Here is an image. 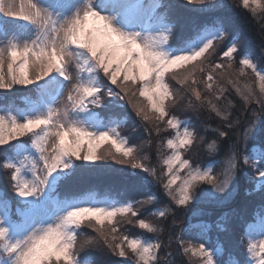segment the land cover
<instances>
[{
  "label": "snow or ice",
  "instance_id": "obj_1",
  "mask_svg": "<svg viewBox=\"0 0 264 264\" xmlns=\"http://www.w3.org/2000/svg\"><path fill=\"white\" fill-rule=\"evenodd\" d=\"M251 5L264 8L241 0ZM182 9L196 14L190 26ZM242 49L216 0H0V90L32 93L23 108L0 104V264H88L81 252L97 245L125 259L95 264H176L171 251L161 256L173 242L199 264H264V66ZM246 70L258 92L241 80ZM182 104L221 119L222 128L204 127L215 139L177 114ZM133 114L152 125L149 136L168 133L156 141L159 174L121 134ZM197 146L207 162L186 158ZM241 173L256 185L249 194L262 195L253 214L203 219L211 214L201 205L233 201ZM86 176L108 177L105 193L83 188ZM160 195L167 203L150 213L154 223L141 207ZM121 220L153 238L122 232ZM229 226L236 249L220 238Z\"/></svg>",
  "mask_w": 264,
  "mask_h": 264
},
{
  "label": "trees",
  "instance_id": "obj_2",
  "mask_svg": "<svg viewBox=\"0 0 264 264\" xmlns=\"http://www.w3.org/2000/svg\"><path fill=\"white\" fill-rule=\"evenodd\" d=\"M168 2V0H166ZM173 3H178L180 0H171ZM218 3H224L228 6V16L232 22V27L239 32L242 33V45L243 51H247L251 54L254 62L258 64V66H264V34L261 33V27H264V8L260 6H250L251 8H256V15L253 16L250 9H244L241 6V0H216ZM262 4V2H261ZM182 14L185 18V23L190 26L191 22L196 19V14L192 12H188L187 10H181ZM240 56L236 57V63H234V69L239 68L240 65L238 63ZM226 63V61H221ZM248 73L245 77H242L241 80L243 82H252L254 87H256L257 92L259 91L258 82L255 81V78L250 70H246ZM32 96V93L21 90L17 88L16 90H0V97L4 99H0V104L10 102L15 103L17 106L25 105L26 98ZM233 99L234 103L237 107H239L240 99L239 97L232 96L229 97ZM254 111H258V106H252ZM129 111H131L129 109ZM177 114L181 115L182 118L187 117L192 119L193 123L196 124L197 128L199 129V134L204 135L206 137V141L210 142L212 139H215V136L212 134L211 131L205 132L204 127L205 125H210L211 128H222L223 122L220 118L213 117L212 119L209 118L208 113L206 110L197 112L194 109H184L183 104L181 105L180 109L177 110ZM252 113L248 114V119H251ZM246 125V122H245ZM145 127H152V125H146L145 122L141 121L139 117H135L134 114L132 119L129 120V123L120 129L121 134L125 136H129L130 142L132 144H136L140 148L141 155H148L151 160V164L157 168V172L161 171L159 160L156 157V141L159 139H164L168 136V133H162L160 137H157L153 132L152 136H149L148 133L145 131ZM244 125L239 127L235 133L232 134L233 138L238 137L243 131ZM27 139V138H25ZM151 141V144H149ZM251 147V145H250ZM152 152V153H151ZM197 153H199L197 155ZM162 154H165L162 152ZM189 156L193 157L199 162H207L209 157L206 155L205 149L203 147L197 146L193 149L192 153L186 154V158ZM222 157H218L220 159ZM127 167V166H123ZM216 172L220 171V166L217 165ZM249 175H254L251 173L250 170ZM108 184V177L104 176H86L82 182L83 188H91L95 191L104 194L106 191V187ZM5 186V179L4 174L0 171V187ZM255 188L253 183L248 181V178L241 173L239 178V190L235 195L233 201L226 206L225 208H216L211 205H201L206 213H210L211 215H207L203 217V219L207 220H214L219 216L223 211L235 210L240 212L241 216L244 218H248L253 214V210L258 207V205L262 201V195L259 191H251L249 194L248 190H252ZM149 193H157L158 190L156 187H152L148 190ZM137 199H142L143 194L138 195ZM167 203V198L160 195L157 202H154L151 205H143L138 206L141 207V211L143 212V218L149 219L154 223H160L156 219V217L151 216L150 213L159 207H163ZM177 219L180 222H183L185 216L183 213L178 214ZM171 222V217L169 218V223ZM121 231L125 232L129 235H138L145 239H152L153 234H148L139 230L138 228L128 225L125 220H121ZM172 233V229H166V232L163 236L165 241L168 240L169 234ZM87 235H94L91 230H88L84 235L81 236V239H84ZM216 233H213V238H215ZM186 241L191 240L192 243L198 244L200 241L196 240L192 237L185 236ZM220 238L222 241L225 242L227 246L230 248L236 249L237 242L239 240V232L235 230L233 226H229L228 233H220ZM165 251H171L173 256L171 259L176 261V264H199L197 258L192 257L189 260L188 257L180 256L179 249L177 248L175 242L172 243L170 248H167L161 252V256H164ZM82 258H85L91 264H95V262L102 261L105 259H115V260H123L125 258L121 257H111L110 253L106 248L102 245L91 246L82 250L81 252Z\"/></svg>",
  "mask_w": 264,
  "mask_h": 264
},
{
  "label": "rangeland",
  "instance_id": "obj_3",
  "mask_svg": "<svg viewBox=\"0 0 264 264\" xmlns=\"http://www.w3.org/2000/svg\"><path fill=\"white\" fill-rule=\"evenodd\" d=\"M148 2H150V0H146V3H148ZM261 2H262V4H264V0H261ZM16 3H17V5H19V3H20V0H16ZM253 6H257V5H253ZM13 106H15V107H17V108H23L24 107V105H22V106H17V104H15V103H11ZM152 153V152H151ZM255 185V184H254ZM255 187H256V185H255ZM97 192V191H96ZM99 193V192H98ZM100 194H102V193H100ZM194 244V243H193ZM88 264H91L90 262H88Z\"/></svg>",
  "mask_w": 264,
  "mask_h": 264
}]
</instances>
